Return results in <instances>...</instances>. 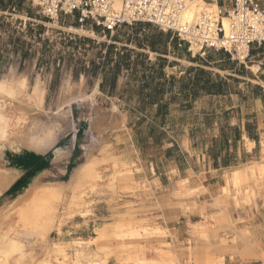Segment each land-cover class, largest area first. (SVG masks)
I'll list each match as a JSON object with an SVG mask.
<instances>
[{
	"label": "rangeland",
	"instance_id": "obj_1",
	"mask_svg": "<svg viewBox=\"0 0 264 264\" xmlns=\"http://www.w3.org/2000/svg\"><path fill=\"white\" fill-rule=\"evenodd\" d=\"M257 1L264 7V0ZM150 26H122L108 33L90 24L81 28L73 16L46 17L31 0H0V76L14 66L19 74L27 73L30 91L39 81L45 88L48 124L34 133L44 140L51 131L47 152L54 158L52 150L62 147L61 159L71 137L80 132L85 138L75 159L52 163L51 172L37 180V192L43 194L28 196L31 177L25 175L0 195V256L7 264H264V158L224 171L220 184L210 189L203 185L205 175L201 186L194 187L178 173L191 157L177 143L183 134L178 126L202 121L193 110L182 113L192 108H183L187 105L177 99L181 83L176 76L191 63L203 65L196 58L209 56L213 69L240 61L226 60L223 51H190L178 41L170 68H162L163 58L152 59L137 49L145 34L159 30ZM123 49L134 53L112 88L111 69ZM153 66L152 73L148 69ZM160 72L166 77L160 78ZM171 72L170 79L176 78L172 84L167 78ZM82 78L84 96L73 113L59 117L63 87L68 82L76 86ZM164 79L165 96L170 95L164 96L167 106L157 115L158 105L145 95ZM8 101L0 94L15 129L19 107ZM29 117L24 134L33 128ZM204 134L208 132L190 131L191 139ZM13 151L0 142V171L9 169ZM153 164L157 174L169 172V178L160 183L150 171ZM57 244L64 245L63 253Z\"/></svg>",
	"mask_w": 264,
	"mask_h": 264
},
{
	"label": "crops",
	"instance_id": "obj_2",
	"mask_svg": "<svg viewBox=\"0 0 264 264\" xmlns=\"http://www.w3.org/2000/svg\"><path fill=\"white\" fill-rule=\"evenodd\" d=\"M221 6L228 8L230 5L224 1ZM136 25H144L149 30L151 29L150 24L137 23ZM159 33L162 34L161 37H158ZM148 35H155V39L160 41L159 46L156 47L155 51L149 48L137 47V49L148 53L152 59H167L168 68H170L172 62L169 59H171L172 52L175 53L179 50L181 44L178 41L180 40L173 34L161 30L150 31ZM175 46H177V50ZM222 55L228 61L238 60L240 62H232L226 67L217 65L219 69L196 63H191L193 66L190 67L200 66V68L212 72L214 77L219 75L221 79L227 82L228 88L225 92L222 94L201 93L193 100L190 97L188 101L183 100L185 92L180 87L175 93L183 105L187 102L191 105L192 109L182 113H192L193 110L194 115L199 116L202 121L191 126H178L183 134L179 136L177 143L183 151L190 153L191 156L188 167L182 172L178 170V173L179 175L183 174V180H188L194 187L201 186L202 183L199 179L203 175L206 179L203 185L207 186L206 188L218 186L223 179L224 171H232L264 158V45H251L245 58L232 56L225 51ZM173 66L172 68H176L174 63ZM183 73L185 72H180L179 76L175 75L179 83ZM222 73H226V75ZM171 74L174 75V72L168 74L167 78L170 79ZM239 80L241 82L238 85L235 84ZM166 91L168 92V90ZM169 95L167 93L165 99H168ZM182 107L185 108V106ZM190 131H207L208 134H204L202 138L191 139ZM200 139L201 143L199 142ZM84 140L85 138H81L80 132L71 137L68 154L65 158L54 162V158L48 156L49 152L13 151L8 162L9 169L19 171L15 183L25 175L33 178L40 174L38 179H41L51 172L52 163L58 165L67 159L72 161L77 157L82 142H85ZM157 170L158 168L156 169L153 164L150 171H153L160 183L164 178H169V172L157 174ZM43 172L45 173L41 174Z\"/></svg>",
	"mask_w": 264,
	"mask_h": 264
},
{
	"label": "built area",
	"instance_id": "obj_3",
	"mask_svg": "<svg viewBox=\"0 0 264 264\" xmlns=\"http://www.w3.org/2000/svg\"><path fill=\"white\" fill-rule=\"evenodd\" d=\"M31 1L46 17L73 16L82 28L90 24L113 33L122 26L150 24L173 34L190 51H225L243 58L240 48L249 51L253 44L264 45V7L257 0H210L217 5V12L203 14L194 22L183 20L187 0ZM224 1L228 8L221 6ZM224 18L228 19L227 28Z\"/></svg>",
	"mask_w": 264,
	"mask_h": 264
},
{
	"label": "bare ground",
	"instance_id": "obj_4",
	"mask_svg": "<svg viewBox=\"0 0 264 264\" xmlns=\"http://www.w3.org/2000/svg\"><path fill=\"white\" fill-rule=\"evenodd\" d=\"M217 10H218L217 5L214 3L213 4H207L204 0H187L186 1V10H185L184 15H183V20L185 22H194V21H197L203 14L216 13ZM224 25L227 28V26H228V19L227 18H224ZM71 28L76 30V31H79V29H75L73 27H71ZM247 54H248V48L247 47L240 48V56H242L244 58V56H246ZM83 88H84V79L83 78L80 81V83L76 86H73L69 82L65 84V86L63 87V90H62V94L60 96L61 97L60 103L58 105L59 109H58L57 115L59 117L63 116L64 114L73 113V105L76 104L78 102V100L84 96ZM0 94L5 95L9 100H11V102H16L18 107H19V116H18L17 121L15 123V129H12L13 125L11 124V121H10L9 117L7 116V114L4 113L5 104L4 103L0 104V142H2V141L6 142L9 148H11L17 152L23 151L25 149H29V150H34V151H37L40 153H46L52 145L51 144V138H50L52 133H51L50 129L48 130L50 132L47 133L49 136L46 137V135H45V138H47L46 140L44 137H43L44 140L40 139L39 136L36 133H34L35 130H37L36 127L39 128V125L45 124V126H46V124H48L47 118H48V115L50 114V112H47L44 109L45 88H44L43 83L41 81H39L36 84L33 91H30L29 85H28L27 73L19 74L17 68L13 66L8 70V72L6 74H4L3 76H0ZM3 98H4V96H3ZM4 100H5V98H4ZM11 102H9V103H11ZM117 112L114 111V113H117ZM29 116H31V118H33V121H32L33 128H31V131L33 129V132L31 133V131H30V134H24V132L22 130L24 128L23 124H24V122L29 121V119H30ZM60 121L61 120L58 119V120L53 121L52 123L54 125H56V124L58 125L60 123ZM114 123H116V121H114ZM111 128H112V126H111ZM27 129H29V128H27ZM52 151L54 152L53 162L61 159L62 154H63V148L62 147H59V148L52 150ZM257 166H259V165H257ZM260 169H264V166L262 168L260 167ZM261 171H263V170H261ZM45 172H47V171H45ZM45 172H43L41 174H44ZM244 172H245V170H244ZM18 175H19V171H15V170H11V169H4V170L0 171V195L2 193L6 192L15 183V181L18 178ZM39 175L31 178L29 180V182L27 183V191L29 192V193L27 192V194H29L28 196H32V195L34 196V194H36V192L38 190L37 189L38 186L36 185V182L39 178ZM245 176H247V175H245ZM232 180H234V179H232ZM234 183L235 182H233V184ZM239 183H240V181H239ZM46 192L47 191L45 190L44 193H46ZM37 193H42V192H37ZM47 193H48L47 194V196H48L49 192H47ZM17 195H18V193H17ZM42 197L40 198L41 201H40V199L39 200L36 198L35 199L37 201H40V204H41V202L43 201ZM44 197H45V195H44ZM23 198H25V197H23ZM32 199L34 200V198H32ZM36 200H34V201L36 202ZM27 202H25V204H27ZM47 205H48V203H47ZM47 205H45V206H47ZM42 208H43V206L41 207V209ZM73 208H75V207H73ZM42 210H44V209H42ZM42 214H43V212H42ZM46 214H47V212H46ZM59 244H61V243H59ZM59 244H57L56 247L58 248V250L60 252L63 253L65 250L63 247L64 245H59ZM18 248H19V246H15V251L19 250ZM28 254H30V253H27V255ZM64 255L66 258L67 257L66 254H64ZM54 256H55V254H54ZM57 256H60V255H57ZM17 257H19V256H17ZM22 258H23V256H22ZM55 259H56V257H55ZM17 260H18V258H17ZM64 260H66V259H64ZM43 261H45V262L42 264H53L48 260H43ZM52 262H54V261H52ZM0 264H7L6 261H3V258L1 256H0ZM22 264H24V263H22ZM77 264H82V263H77Z\"/></svg>",
	"mask_w": 264,
	"mask_h": 264
},
{
	"label": "trees",
	"instance_id": "obj_5",
	"mask_svg": "<svg viewBox=\"0 0 264 264\" xmlns=\"http://www.w3.org/2000/svg\"><path fill=\"white\" fill-rule=\"evenodd\" d=\"M161 35L162 34L159 33L158 37H161ZM157 42L158 41L155 39V35L145 34V40H139L138 48H145V49L149 48L152 51H155L157 47ZM176 47L177 46H175V49L177 50ZM113 48L114 47H109L110 50ZM132 53H134V51L123 49V54H121L119 61H117L114 68L111 69V72H112L111 87L112 88L115 87V84H116V81H117V78H118V75L120 73L122 66H126V67L130 66ZM137 57L139 58L140 55H138ZM208 58H205V59L196 58L195 61H201V63L204 66H210L212 61H210ZM162 61H163V64H161L162 68H165L166 64L169 65L168 60L164 59ZM148 70L152 71L153 73L154 66ZM159 74H160V78L166 77L165 74H163V72H160ZM151 78L152 80H154L155 76L151 75ZM175 79H176L175 77H172L169 82L172 84L175 81ZM179 81L181 83V90L185 92L184 94L185 98L183 99L184 101H188L190 97L193 100L194 98L198 97L201 93L202 94L203 93L222 94L228 88L227 82L225 80L221 79L219 75L214 77L212 72L205 70L204 68H196V67L187 68L185 72V76H183V78H181ZM105 82L106 81L102 82L101 87H104V85L106 84ZM166 82H167V79H165L163 83L157 82L152 92H148L146 96L148 100L158 105L157 115L162 114L164 111V108L167 106L166 103L163 104L164 96L166 94V88H165ZM147 86H148V82H145V87ZM184 105H187L185 107H188L190 103L187 102ZM48 156H51V152L48 154Z\"/></svg>",
	"mask_w": 264,
	"mask_h": 264
}]
</instances>
